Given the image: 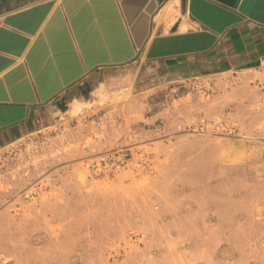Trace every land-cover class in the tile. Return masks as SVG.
Masks as SVG:
<instances>
[{
    "label": "rangeland",
    "instance_id": "obj_1",
    "mask_svg": "<svg viewBox=\"0 0 264 264\" xmlns=\"http://www.w3.org/2000/svg\"><path fill=\"white\" fill-rule=\"evenodd\" d=\"M122 74L0 151V264H264V62Z\"/></svg>",
    "mask_w": 264,
    "mask_h": 264
},
{
    "label": "crops",
    "instance_id": "obj_2",
    "mask_svg": "<svg viewBox=\"0 0 264 264\" xmlns=\"http://www.w3.org/2000/svg\"><path fill=\"white\" fill-rule=\"evenodd\" d=\"M257 62L264 0H0V151L99 102L122 73L178 80Z\"/></svg>",
    "mask_w": 264,
    "mask_h": 264
}]
</instances>
